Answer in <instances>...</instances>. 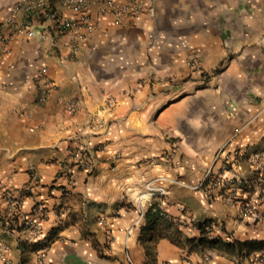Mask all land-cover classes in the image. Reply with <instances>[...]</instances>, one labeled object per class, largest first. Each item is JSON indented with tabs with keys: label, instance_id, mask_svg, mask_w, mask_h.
<instances>
[{
	"label": "crops",
	"instance_id": "obj_1",
	"mask_svg": "<svg viewBox=\"0 0 264 264\" xmlns=\"http://www.w3.org/2000/svg\"><path fill=\"white\" fill-rule=\"evenodd\" d=\"M17 1L0 0V20ZM141 1L123 24L97 14L93 31L10 40L0 214L13 226L0 223V264H264V250H189L171 237H200L207 220L225 240H264V222L195 188L219 153L264 150V0ZM42 67L54 87L39 102ZM152 203L184 223L178 233L159 221L171 236H148Z\"/></svg>",
	"mask_w": 264,
	"mask_h": 264
},
{
	"label": "built area",
	"instance_id": "obj_2",
	"mask_svg": "<svg viewBox=\"0 0 264 264\" xmlns=\"http://www.w3.org/2000/svg\"><path fill=\"white\" fill-rule=\"evenodd\" d=\"M141 9L142 4L137 0L123 2L118 0H18L11 7L8 15L0 20V62L8 50L10 40L16 33L24 32L27 38L44 41L49 36L59 37L68 31H93L97 26V14L110 15L117 24H123L128 18L138 15ZM19 12L24 13L21 24H18L16 20ZM35 82L39 86L37 99L43 102L50 89L54 87L47 67L39 69ZM75 107V102L68 105L69 109ZM216 158L221 159L220 165L208 169L195 188L205 190L210 197L216 194L230 203L239 204L240 215L248 221L264 222V150H255L251 153L236 150L232 155L226 154L222 158L219 153ZM244 162L250 164L249 174L242 173ZM80 165L86 169L89 168L86 163ZM59 177H65L69 184L72 183L73 166L63 165ZM62 192L66 194L69 190L64 187ZM179 222L180 226L184 225L183 222ZM0 223L13 226L7 223L1 214ZM25 227L30 228L32 224L26 222ZM208 235L216 236L212 224ZM231 238L229 235L228 239ZM129 260L130 264H136L132 259Z\"/></svg>",
	"mask_w": 264,
	"mask_h": 264
},
{
	"label": "trees",
	"instance_id": "obj_3",
	"mask_svg": "<svg viewBox=\"0 0 264 264\" xmlns=\"http://www.w3.org/2000/svg\"><path fill=\"white\" fill-rule=\"evenodd\" d=\"M146 225L145 230L148 231V236H171L167 232H158L160 229H155L159 221H167V227L170 225L175 226L177 233L179 232L180 222L179 220H174L167 212H165L158 204L152 203L145 212ZM212 222L207 220L198 221L195 226L200 230L201 236L197 238H190L186 241L178 242L173 236L172 239L181 244L187 245L189 250H199L203 251L206 248H226V249H236L239 255H250L254 251L264 250V240H246L239 241L236 239L225 240L221 236L216 235L214 237H209V228ZM26 225L22 224L17 226V228H24Z\"/></svg>",
	"mask_w": 264,
	"mask_h": 264
},
{
	"label": "rangeland",
	"instance_id": "obj_4",
	"mask_svg": "<svg viewBox=\"0 0 264 264\" xmlns=\"http://www.w3.org/2000/svg\"><path fill=\"white\" fill-rule=\"evenodd\" d=\"M118 1L123 2V1H127V0H118ZM137 1L140 2V3L142 4V9H141V11H140V13H141V12L144 10V2H142L141 0H137ZM140 13H139V14H140ZM136 16H137V15H136ZM191 62H192V63H196V60L192 58Z\"/></svg>",
	"mask_w": 264,
	"mask_h": 264
}]
</instances>
